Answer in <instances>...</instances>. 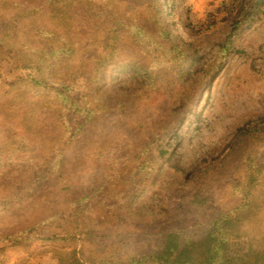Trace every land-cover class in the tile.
<instances>
[{
    "label": "rangeland",
    "instance_id": "374dc122",
    "mask_svg": "<svg viewBox=\"0 0 264 264\" xmlns=\"http://www.w3.org/2000/svg\"><path fill=\"white\" fill-rule=\"evenodd\" d=\"M82 1L101 18L79 20L89 33L77 56L46 57L42 67L21 52L0 60V239L65 211L66 230L48 227L63 237L51 246L100 261L115 250L147 253L166 227L206 222L224 210L236 211L246 242L264 247V0L253 1L257 11L236 32L250 0ZM10 13L0 12V27ZM108 14L125 15L118 34ZM40 22L66 33L58 13ZM132 25L148 43L165 39L188 56L145 51ZM103 56L114 65L99 76L94 60ZM154 68L174 72L167 86L166 76L143 74ZM64 75L70 80L60 82ZM25 84L33 92L28 102L18 97ZM58 90L70 103L52 94ZM250 163L262 172L248 192ZM51 171V180L63 177L70 189L57 180L60 187L39 190L33 181ZM86 193L121 204L103 220L95 207L79 214L88 200L68 207ZM206 198L205 206L193 204ZM43 244L36 240L31 250L46 262ZM27 253L7 246L3 257L15 264Z\"/></svg>",
    "mask_w": 264,
    "mask_h": 264
},
{
    "label": "trees",
    "instance_id": "16d2710c",
    "mask_svg": "<svg viewBox=\"0 0 264 264\" xmlns=\"http://www.w3.org/2000/svg\"><path fill=\"white\" fill-rule=\"evenodd\" d=\"M253 1H249L248 14H242V16L235 19L233 32H236L257 11L256 7L252 5ZM11 10L12 13L5 15L6 17L4 18L6 21L10 19V22H5L0 27V60L5 56L8 57L21 52L26 63L38 64L41 67L45 66L41 64L44 63L46 57L54 58L55 60H71V58L77 56L79 50L83 49L81 47L82 39L88 36L89 33L84 29V26L79 24V20L81 18L87 19V21L83 22L85 24L95 17L101 18L98 14L92 12V9H89L82 0H0V12L6 13ZM46 12H54L60 15V18L66 24L65 34L59 30L52 29L51 26L46 27L40 22V17ZM111 15L108 14L106 16L113 33H117L120 28L126 27L122 24L125 19L124 14L117 15L115 18ZM131 28L135 29L138 36L136 41L147 52L160 51L162 58L176 53V61L188 56L184 49L179 51L178 46L165 45L167 43L165 39L161 40L159 44H150L148 43L149 37L143 33L140 27L132 25ZM102 49L104 51L105 47ZM157 59L158 57H155V60ZM111 60L104 56L95 59L94 72L99 76L102 75V71L108 70L114 65ZM154 70L156 72L149 69L143 74L147 78H153L155 76L153 73L166 76L168 78V81L164 83L166 86L175 75L171 69L157 71L154 68ZM52 74H50V77H54ZM79 74H84V69L80 70ZM64 76L58 80L60 82L70 80L68 75ZM27 86L25 84L18 94V97L25 96L26 102H28L27 99L32 97L33 94L31 91L26 92ZM52 94L65 97V101L70 103V97L64 90L54 91ZM44 115L45 113L42 116ZM89 119L90 115H88L83 123H80L76 127L77 131L75 134L72 133L71 138H77L80 135L81 131L79 132V127L84 126ZM49 127H53V124ZM7 141L4 138V143ZM248 160L253 161L251 158ZM6 166L7 168L10 167L9 164ZM249 170L250 175L247 177L248 180H246V190L251 192L259 182V175L262 171L260 167H253L251 163ZM53 176L54 171H51L48 175L38 177L40 179L33 181V183L38 184L39 190H43L51 187V185L60 187L56 183L57 180H60L61 183L63 182L64 189H70V186L64 184L63 177L51 180ZM20 181L18 177L17 180L12 182L19 183ZM34 190L36 191V189ZM86 194L80 198L78 194L68 204V207L71 206L73 208V206H77L82 201L88 200L86 206L79 210V214H82L87 207H95V214L100 220H103L104 218L107 219L121 204L120 200L122 198L120 200L110 199L106 195H103L99 199L98 196H94L93 194ZM80 199L81 201H79ZM208 200V198L201 201L197 199L193 204L196 205L201 202L202 206H205ZM64 213L65 211L57 212L51 218L41 221L37 226H28L23 230H18V232L17 230H13L9 236L0 239V264H8V260L3 257L7 246L11 248L20 247L22 250L28 251L25 256H19L15 264H264V247L262 245H253L249 241L246 242L247 240L243 237L244 234L238 233L234 217L236 211L220 210V212L206 222L197 220L183 226L178 223L170 225L166 227L164 232L156 235L157 239L154 247L149 252L141 255L125 256L119 250H115L113 254L111 253L112 250H110L111 255L108 256L110 259L102 258L100 261L93 257H87L85 261L83 255L77 249L64 252L61 249L55 248V246H51L53 241L62 240L61 238L63 237L48 227L53 228L56 225V228L61 226V228H65L66 230L67 227L62 225L64 223ZM13 223L15 221L12 219L11 224ZM35 229L40 230V233H35ZM41 233H43V236ZM71 238L76 239V234L73 233ZM36 240L47 241V244H43L44 251L42 253L43 257L48 253L50 254V258L47 257L46 262L41 257L33 254L35 251L31 250Z\"/></svg>",
    "mask_w": 264,
    "mask_h": 264
}]
</instances>
